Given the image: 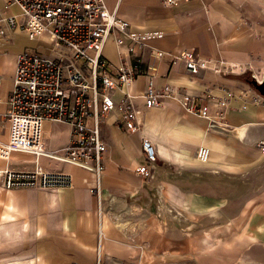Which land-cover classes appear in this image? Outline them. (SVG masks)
Listing matches in <instances>:
<instances>
[{"label": "crops", "instance_id": "0c3cea01", "mask_svg": "<svg viewBox=\"0 0 264 264\" xmlns=\"http://www.w3.org/2000/svg\"><path fill=\"white\" fill-rule=\"evenodd\" d=\"M105 1L133 31L169 32L130 55L156 87L179 96L230 93L228 107L220 121L190 114L172 99L146 107L147 76L140 75L124 89L142 129L129 133L117 111L108 114L98 179L45 156L12 152L0 159V169L38 164L72 181L53 191L0 186V264H264V96L243 77H264V0ZM17 11L11 5L4 14ZM152 48L166 54L157 58ZM123 50L109 39L103 54L118 66ZM183 50L206 68L187 72L175 58ZM208 112L214 116L217 107ZM70 136L66 123L42 124L48 150L61 149ZM142 136L157 155L151 177L133 171L144 164ZM200 146L209 150L206 162L195 157Z\"/></svg>", "mask_w": 264, "mask_h": 264}, {"label": "built area", "instance_id": "2783aa9c", "mask_svg": "<svg viewBox=\"0 0 264 264\" xmlns=\"http://www.w3.org/2000/svg\"><path fill=\"white\" fill-rule=\"evenodd\" d=\"M178 1L165 0V3L176 5ZM11 5L17 7L19 17L4 14ZM0 23L5 24L0 26V41L10 40L12 32L20 29L32 41L45 38L49 43L48 54L28 49L15 54L4 52L0 58V135L4 124H8L6 140L0 139V159L7 160L12 152L45 156L90 171L98 179L107 149L100 129L108 114L117 111L121 126L129 133L142 129L140 111L124 89L140 75L147 76L142 94L146 107H159L172 99L186 112L209 121H220L228 107L230 93L221 97L209 93L179 96L173 88L156 87L149 69L144 70L142 61L130 55L169 32L133 31L105 0H5L0 7ZM109 39L124 48L119 53L118 66H112L104 57ZM152 50L157 58L166 54L156 48ZM175 58L194 75L206 68L205 62L188 50L179 52ZM251 75L257 84L263 81L262 76ZM114 91L120 95L116 99L112 96ZM209 105L217 107L214 116L208 112ZM45 121L71 127L67 145L58 150L43 147ZM141 150L144 164L133 171L151 177L157 155L152 143L143 136ZM259 150L264 155V140L259 142ZM195 157L206 162L209 150L200 146ZM71 184L69 174L38 164L30 171L0 169V186L7 189L53 191Z\"/></svg>", "mask_w": 264, "mask_h": 264}, {"label": "rangeland", "instance_id": "374dc122", "mask_svg": "<svg viewBox=\"0 0 264 264\" xmlns=\"http://www.w3.org/2000/svg\"><path fill=\"white\" fill-rule=\"evenodd\" d=\"M16 11V9L14 10ZM19 17V11L15 13ZM0 49H2L0 53V58L4 52H8L10 54L20 53L22 51L33 49L37 50L42 54H48L49 52V43L45 38H41L39 40L32 41L27 35L20 29L14 30L12 32V36L10 40L0 41ZM3 84L6 86L5 79H3ZM120 95L118 94V97ZM8 135V124H4L0 139L5 141Z\"/></svg>", "mask_w": 264, "mask_h": 264}, {"label": "water", "instance_id": "95a60500", "mask_svg": "<svg viewBox=\"0 0 264 264\" xmlns=\"http://www.w3.org/2000/svg\"><path fill=\"white\" fill-rule=\"evenodd\" d=\"M251 86L258 91L259 94L263 95L264 96V85H263V82H261L260 84H257L254 80H252L251 82Z\"/></svg>", "mask_w": 264, "mask_h": 264}, {"label": "trees", "instance_id": "16d2710c", "mask_svg": "<svg viewBox=\"0 0 264 264\" xmlns=\"http://www.w3.org/2000/svg\"><path fill=\"white\" fill-rule=\"evenodd\" d=\"M252 73L249 71V72H245L244 74H243V77H244V79L248 82H250V79L252 80V75H251Z\"/></svg>", "mask_w": 264, "mask_h": 264}, {"label": "flooded vegetation", "instance_id": "af4514ba", "mask_svg": "<svg viewBox=\"0 0 264 264\" xmlns=\"http://www.w3.org/2000/svg\"><path fill=\"white\" fill-rule=\"evenodd\" d=\"M262 82H263V85H264V77H263V81ZM263 89H264V87H263Z\"/></svg>", "mask_w": 264, "mask_h": 264}]
</instances>
